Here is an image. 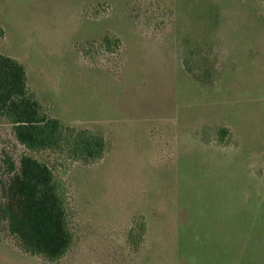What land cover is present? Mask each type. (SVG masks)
Returning <instances> with one entry per match:
<instances>
[{
	"label": "rangeland",
	"instance_id": "374dc122",
	"mask_svg": "<svg viewBox=\"0 0 264 264\" xmlns=\"http://www.w3.org/2000/svg\"><path fill=\"white\" fill-rule=\"evenodd\" d=\"M0 24L47 116L106 142L84 165L0 117V205L26 154L73 236L49 262L2 220L0 264H264V0H0Z\"/></svg>",
	"mask_w": 264,
	"mask_h": 264
},
{
	"label": "trees",
	"instance_id": "16d2710c",
	"mask_svg": "<svg viewBox=\"0 0 264 264\" xmlns=\"http://www.w3.org/2000/svg\"><path fill=\"white\" fill-rule=\"evenodd\" d=\"M4 30L0 24V38ZM188 65V64H187ZM185 64V68L188 66ZM0 117L13 126L20 145L31 152L64 153L84 165L101 160L106 151L103 136L89 129L75 130L47 116L29 93L25 66L0 53ZM0 205V222L15 236L22 252L49 262L62 258L72 244L68 228L69 202L65 188L55 180L51 168L28 155L19 161ZM137 226V231L134 227ZM144 222L134 224L128 241L135 249L145 233Z\"/></svg>",
	"mask_w": 264,
	"mask_h": 264
}]
</instances>
